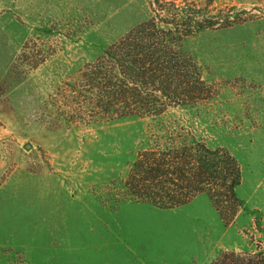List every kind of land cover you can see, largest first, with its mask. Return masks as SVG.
I'll return each mask as SVG.
<instances>
[{"label":"rangeland","instance_id":"obj_1","mask_svg":"<svg viewBox=\"0 0 264 264\" xmlns=\"http://www.w3.org/2000/svg\"><path fill=\"white\" fill-rule=\"evenodd\" d=\"M162 1L222 18L180 44L211 94L160 120L237 159L242 208L225 225L206 194L167 209L122 199L152 119L75 112L73 77L156 0H0V264H212L264 250V0Z\"/></svg>","mask_w":264,"mask_h":264},{"label":"trees","instance_id":"obj_2","mask_svg":"<svg viewBox=\"0 0 264 264\" xmlns=\"http://www.w3.org/2000/svg\"><path fill=\"white\" fill-rule=\"evenodd\" d=\"M156 1L148 20L129 29L73 77L74 111L94 120L152 119L153 132L121 181L122 199L167 209L206 194L227 225L242 208L236 194L239 162L224 147L211 148L183 126L160 120L168 108L192 106L211 94L180 44L222 18L205 17L194 4ZM223 16L225 24L232 21L230 13ZM212 264H264V250L223 252Z\"/></svg>","mask_w":264,"mask_h":264},{"label":"water","instance_id":"obj_3","mask_svg":"<svg viewBox=\"0 0 264 264\" xmlns=\"http://www.w3.org/2000/svg\"><path fill=\"white\" fill-rule=\"evenodd\" d=\"M26 148H28V146H26ZM148 204V203H147Z\"/></svg>","mask_w":264,"mask_h":264}]
</instances>
